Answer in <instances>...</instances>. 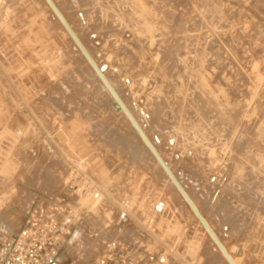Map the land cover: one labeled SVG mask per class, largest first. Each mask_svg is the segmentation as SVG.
I'll return each mask as SVG.
<instances>
[{"label":"rangeland","instance_id":"374dc122","mask_svg":"<svg viewBox=\"0 0 264 264\" xmlns=\"http://www.w3.org/2000/svg\"><path fill=\"white\" fill-rule=\"evenodd\" d=\"M41 1L0 0V222L19 233L31 209L63 195L80 170L111 199L129 202L135 220L153 216L161 200L166 208L170 203L150 227L185 264H225ZM54 1L96 60L107 64L148 135L161 138L156 145L179 180L189 190L200 186L193 198L228 249L240 264H264V0H93L81 18L69 16L65 0ZM138 5L153 19L150 35L140 26ZM122 78H135L137 99L124 93ZM169 139L177 157L167 152ZM201 196L214 203L213 212ZM119 211L106 204L93 213L112 222ZM164 216L173 222L166 225ZM96 219L106 228L107 219ZM130 220L114 233L142 241L135 232L142 228ZM189 238L197 241L194 253ZM155 240L152 253L167 252Z\"/></svg>","mask_w":264,"mask_h":264},{"label":"built area","instance_id":"2783aa9c","mask_svg":"<svg viewBox=\"0 0 264 264\" xmlns=\"http://www.w3.org/2000/svg\"><path fill=\"white\" fill-rule=\"evenodd\" d=\"M90 200L99 203V207L110 201L87 173L76 170L68 179L65 193L56 200L34 206L19 233L10 234L0 222V264H178L167 252L152 253L155 239L150 238L145 228L143 233L135 230L141 234L142 241L113 235L133 220L125 209L116 207L120 210L118 215L103 228L86 204ZM122 204L127 206L129 202ZM166 209V203L159 201L152 219L148 216L140 220L141 224L148 222L150 226ZM81 238L82 242L87 238L99 245L89 261L84 253L72 252L73 245Z\"/></svg>","mask_w":264,"mask_h":264},{"label":"bare ground","instance_id":"6f19581e","mask_svg":"<svg viewBox=\"0 0 264 264\" xmlns=\"http://www.w3.org/2000/svg\"><path fill=\"white\" fill-rule=\"evenodd\" d=\"M43 1V3H44V6H46V8H47V10L48 11H50V14H51V16H52V18L56 21V24L58 25V27H59V30H61L60 32H61V34L62 35H64L63 37H65V38H67V40L69 41V43L72 45V47H73V49L75 48V50L78 52V54H79V56H80V58L82 59V61H83V63L88 67V69L91 71V73L95 76V78L97 79V81H98V84L101 86V88H102V90H104L105 91V93H106V95L109 97V99H110V102L112 103V105H113V107H114V104H115V100H114V98L112 97V95L109 93V91L106 89V87L103 85V83H102V81L100 80V78H99V76L97 75V73L95 72V70L93 69V67L91 66V64L87 61V59L82 55V53L80 52V51H78V48H77V46L74 44V42L72 41V39H71V37L69 36V34L66 32L67 30H65L64 29V27L61 25V23L57 20V18H55L54 17V15H53V12L51 11V9L49 8V6L44 2V0H42ZM41 1V2H42ZM52 2H53V4L55 5V7L57 8V10L59 11V13L62 15V17L64 18V20L66 21V23L69 25V27L71 28V30L73 31V33L75 34V36L77 37V39L79 40V42L81 43V45L83 46V48L84 49H86V51H87V53L89 54V56L91 57V59L93 60V62L95 63V65L101 70V72L103 73V76L105 77V79L108 81V83L110 84V86L113 88V90L115 91V93L117 94V96L119 97V99L121 100V102L123 103V106H125V108L127 109V111L130 113V115L133 117V119H134V121L137 123V125L138 126H140V129L143 131V133L145 134V136L147 137V139L149 140V142L152 144V146L154 147V149L156 150V152L158 153V155L161 157V159L164 161V163L167 165V167H168V169L170 170V172L173 174V176L175 177V179L177 180V183H179L180 184V186L182 187V189H183V191L185 192V194L187 195V197L190 199V201L193 203V205H194V207L197 209V211L199 212V214L201 215V217L204 219V221L205 222H207L206 224L209 226V228L211 229V231L213 232V235H215L216 236V238L218 239V241L221 243V245L223 246V248L225 249V251L228 253V255L230 256V258H231V260L234 262V264H240V262L238 261V259L236 258V256L233 254V252H231L229 249H228V246H226L225 245V243L221 240V238H220V236H219V232L216 230V228H215V225H214V222H212V220L211 219H209V218H207L204 214H203V212L201 211V206H200V204L193 198V194L191 193V190L193 189L192 187V189L191 190H189V189H187L186 187H185V185L179 180V178L177 177V174L175 173V171L170 167V165L168 164V162H167V158L165 159V157L162 155V153L160 152V150L158 149V145H156V143L161 139H159L158 137H154L153 139L148 135V133H147V131L145 130V127L140 123V121L138 120V118L136 117V115L134 114V112L131 110V108L128 106V104H127V102H126V100L123 98V96L121 95V93L120 92H118L116 89L117 88H115V86H114V84H113V82L110 80V78H109V76L107 75V69L104 67L105 66V64H102V63H100L99 61H97L96 60V58L93 56V54H92V52H91V50L89 49V47H87V44H85V42H84V37L82 38L81 36H79V34L77 33V31L75 30V28L71 25V23H70V18H67L66 17V15L65 14H67V13H63L64 12V10L62 11L61 10V8H59V6L56 4V2L54 1V0H51ZM99 1V0H98ZM142 1V0H141ZM92 2H94L93 0H76L74 3L73 2H70V1H64V7H66V10H68L69 12H68V14H69V16L71 15V16H79L80 18L81 17H84V15L85 14H87L88 12H87V10L86 9H88L89 10V8H90V4L92 3ZM136 2V1H135ZM140 2V1H139ZM155 2V1H154ZM157 2V1H156ZM97 3V2H96ZM93 4V3H92ZM99 4V3H98ZM118 4V3H117ZM141 4H142V2H141ZM140 4V5H141ZM144 4V3H143ZM162 4V3H161ZM145 5V4H144ZM144 5H142V6H144ZM95 6H96V4H95ZM113 6H114V4H113ZM136 6V5H135ZM97 7V6H96ZM102 7H104V6H102ZM138 7H140L139 5H138ZM145 7H146V5H145ZM145 7H140L143 11L140 13L142 16H143V19L142 20H139L140 21V26H142L143 28H145L146 30V32L150 35V34H152V26L150 25L151 23H149V21L151 20H153V19H151L150 17H149V15H147L146 14V12H147V9L145 8ZM37 8V7H36ZM101 8V7H100ZM106 8V7H105ZM161 8V7H160ZM94 9V8H93ZM140 9V10H141ZM81 10V11H80ZM93 11V10H92ZM22 12V11H21ZM96 12V11H95ZM140 12V11H139ZM83 13V14H82ZM100 13V12H99ZM105 13V12H104ZM80 14H82V16H80ZM90 14V13H89ZM97 15V14H96ZM147 15V16H146ZM160 15V14H159ZM24 16V15H23ZM29 16V15H28ZM68 16V15H67ZM90 17V16H89ZM176 17V16H175ZM138 18H139V16H138ZM137 18V19H138ZM142 18V17H141ZM153 18V17H152ZM69 19V20H68ZM78 20V19H77ZM52 21V20H51ZM73 21V20H72ZM81 21L82 22H84L83 21V19H81ZM89 21H90V19H89ZM78 22H79V20H78ZM81 22V23H82ZM86 22V21H85ZM88 22V21H87ZM92 23V22H91ZM78 24V23H77ZM83 24V23H82ZM84 25V24H83ZM111 26V25H110ZM77 27V26H76ZM80 27V26H79ZM92 27H94V26H92ZM98 27V26H97ZM101 27V26H100ZM105 27V26H104ZM95 28H96V26H95ZM143 28H142V30H143ZM78 29V28H77ZM138 29H139V31L141 30L139 27H138ZM91 30H92V28H91ZM99 30V29H98ZM58 31V30H57ZM93 31V30H92ZM90 32V31H89ZM89 32H87V34L89 33ZM137 32H138V30H137ZM142 32V31H141ZM144 32V31H143ZM51 33V32H50ZM85 33V32H84ZM140 33V32H139ZM145 33V32H144ZM95 34V33H94ZM106 34V33H105ZM108 34V33H107ZM179 34H181V33H179ZM110 35H111V33H110ZM139 35V34H138ZM91 36V35H90ZM89 36V37H90ZM99 36V35H98ZM102 36H105V35H102ZM110 38V37H109ZM96 39V38H95ZM100 39V38H99ZM172 39V38H171ZM180 39V38H179ZM90 40V39H89ZM93 40V39H92ZM98 42L100 41V40H97ZM96 40H95V42H97ZM105 41V40H104ZM116 41V40H115ZM169 41V40H168ZM187 41V40H186ZM117 42V41H116ZM140 42H142V41H140ZM178 42V41H177ZM61 43H62V41H61ZM87 43V42H86ZM91 43V42H90ZM93 43V42H92ZM107 43V42H106ZM106 43H104L105 45H106ZM129 43V42H128ZM179 43V42H178ZM101 44H103V43H100V45ZM115 44V43H114ZM131 44V43H130ZM166 44V43H165ZM93 45V44H92ZM95 45V44H94ZM104 45V46H105ZM109 45V44H108ZM102 46V45H101ZM122 46V45H121ZM185 46V45H184ZM157 47V46H156ZM183 47V46H182ZM92 48H93V46H92ZM114 48V47H113ZM177 48V47H176ZM105 49V48H104ZM111 49V48H110ZM117 49V48H116ZM168 49V48H167ZM175 49V48H174ZM58 50V49H57ZM92 50H96V46H95V48H93ZM98 50V49H97ZM102 50V49H101ZM112 50V49H111ZM147 50V49H146ZM177 50H179V48L177 49ZM176 50V52H178ZM106 51V50H105ZM101 52V51H100ZM98 54H99V52H97ZM113 53H115V52H113ZM129 53V52H128ZM127 53V54H128ZM172 53V52H171ZM179 53V52H178ZM110 54V53H109ZM109 54H108V56H109ZM116 54V53H115ZM168 54V53H167ZM181 54V53H180ZM70 55V54H69ZM68 55V56H69ZM120 55V54H119ZM129 56L131 55L130 53L128 54ZM114 56V55H113ZM117 56H118V54H117ZM126 56V55H125ZM134 56V55H133ZM175 56H177V55H175ZM183 56V55H182ZM111 57V56H110ZM131 57V56H130ZM166 57V56H165ZM111 58H113V57H111ZM116 58V57H115ZM115 58H113V59H115ZM126 58H128V57H126ZM179 58V57H178ZM108 59V58H107ZM149 59V58H148ZM173 59V58H172ZM207 59V58H206ZM118 60V59H117ZM67 62V61H66ZM135 62V61H134ZM138 62V61H137ZM116 63H117V61H116ZM204 63V62H203ZM83 64V65H84ZM220 65V64H219ZM73 66V65H72ZM106 66H107V64H106ZM112 66V65H111ZM116 66V65H115ZM143 66V65H142ZM145 66V65H144ZM143 66V67H144ZM114 67V66H113ZM123 67V66H122ZM131 67V66H130ZM174 67V66H173ZM112 68V67H111ZM124 68V67H123ZM123 68H122V70H123ZM147 68V67H146ZM73 69V68H72ZM71 69V70H72ZM120 69V68H119ZM119 69H117V70H119ZM128 69V68H127ZM131 69V68H130ZM143 69V68H142ZM149 69V68H148ZM81 70V69H80ZM144 70V69H143ZM127 71H129V70H127ZM118 72V71H117ZM126 72V71H125ZM136 72V71H135ZM150 72V71H149ZM119 73H121V72H119ZM119 73H117L118 75H119ZM78 74H79V71H78ZM156 74V73H155ZM158 74V73H157ZM221 74V73H220ZM117 75V76H118ZM134 75V74H133ZM184 75V74H183ZM135 76V75H134ZM130 77V76H129ZM145 77V76H144ZM165 77V76H164ZM121 78V77H120ZM158 78V77H157ZM166 78V77H165ZM219 78V77H218ZM123 79V78H122ZM121 79V80H122ZM114 81V80H113ZM122 82L123 83H121V85H122V90L124 91V93L127 95V93H128V95L127 96H130L132 99H137V95L140 93V91H139V89H137V82L135 81V78H125V79H123L122 80ZM144 82V81H143ZM154 83V82H153ZM161 83V82H160ZM208 83V82H207ZM217 83V82H216ZM161 84H163V83H161ZM218 84V83H217ZM205 85V84H204ZM148 86V85H147ZM221 86H222V84H221ZM166 87H167V85H166ZM141 88L143 89V87L141 86ZM198 88V87H197ZM146 89V88H145ZM156 90V89H155ZM143 91V90H142ZM148 91V90H147ZM202 91V90H201ZM200 91V92H201ZM171 92V91H170ZM207 92V91H206ZM205 93V92H204ZM147 94V93H146ZM168 94V93H167ZM150 95H151V93H150ZM196 96V95H195ZM142 97V96H141ZM144 97V96H143ZM197 97H199V96H197ZM148 98V97H147ZM146 98V99H147ZM219 98V97H218ZM143 99V98H142ZM155 99H157V98H155ZM200 99V98H199ZM158 100V99H157ZM168 100V99H167ZM186 100V99H185ZM217 100V99H216ZM132 101V100H131ZM135 101V100H134ZM133 101V102H134ZM200 101V100H199ZM155 102V101H154ZM161 102V101H160ZM169 102V101H168ZM201 102V101H200ZM187 103V102H186ZM206 103H207V101H206ZM212 103V102H211ZM137 104V103H136ZM146 104V103H145ZM154 104H156V103H154ZM162 105L164 104V102L163 103H161ZM220 104V103H219ZM209 105V104H208ZM141 106V105H140ZM139 106V107H140ZM155 106V105H154ZM160 106V105H159ZM164 106V105H163ZM149 107H151V104H150V106ZM161 107V106H160ZM147 108V107H146ZM165 108H166V106H165ZM165 108H163V109H165ZM179 108V107H178ZM177 108V109H178ZM114 109H115V107H114ZM162 109V108H161ZM116 110V109H115ZM170 110V109H169ZM143 111V110H142ZM157 111H158V109H157ZM162 111V110H161ZM149 112V111H148ZM159 112V111H158ZM121 116H122V118L124 119V121L126 122V124L129 126V128L131 129V131L133 132V134L136 136V138H137V140H138V142H140V145H142V147H143V149H144V151H145V153H146V155L149 157V158H151V160H152V162L156 165V167L159 169V171L161 172L160 174H162V176L164 177V179L166 180V182H168V184L171 186V188H172V190H173V192H175V194L177 195V197H179V200L182 202V203H184V205L186 206V208L188 209V211L190 212V214L192 215V217L194 218V220H195V222L197 223V225H198V227H199V229L202 231V233L204 234L203 235V237L205 236L206 238L205 239H208V237L206 236V234L204 233V231L202 230V228H201V226L199 225V223L197 222V219H196V216H195V214L193 213V211L189 208V206L187 205L188 203L184 200V198L182 197V195L180 194V192L177 190V188L175 187V185L173 184V182L170 180V178L168 177V176H166V173L163 171V169L161 168V166L158 164V162L156 161V159L154 158V156L152 155V153H151V151L149 150V148L147 147V145L145 144V142L143 141V139L139 136V134L137 133V131L135 130V128H134V126L132 125V123L128 120V118L124 115V113H120V112H118ZM154 113V112H153ZM143 114H144V111H143ZM142 114V115H143ZM149 114V113H148ZM191 114H192V112H191ZM145 115H147V114H145ZM160 115V114H159ZM159 115H158V117H159ZM166 115V114H165ZM146 117V116H145ZM147 117H149L148 115H147ZM150 117L153 119H155V116L154 117H152L151 116V114H150ZM157 116H156V120H158L159 121V123H160V120H162V118H161V115H160V119L158 118ZM165 117V116H164ZM170 117V116H169ZM197 117V116H196ZM195 117V118H196ZM150 119V118H149ZM166 119V118H165ZM164 119V120H165ZM194 119V118H193ZM148 120V119H147ZM169 120V119H168ZM177 120V119H176ZM163 121V120H162ZM171 121V120H170ZM182 121V120H181ZM156 122V121H155ZM149 123V122H148ZM152 123H153V121H152ZM181 124V123H180ZM160 125V124H159ZM173 125V124H172ZM177 125V124H176ZM154 126V125H153ZM128 128V129H129ZM157 128V127H156ZM167 128V127H166ZM169 131V130H168ZM116 132V131H115ZM159 132H160V129H159ZM191 132V131H190ZM158 134V133H157ZM121 135V134H120ZM159 135H160V133H159ZM192 138V137H191ZM113 139V138H112ZM181 140V139H180ZM165 142V141H164ZM170 142H171V140L169 139L168 141H167V144H166V148L168 149L167 150V152H169L170 151V153H171V151H172V153L174 154L175 152H174V150L176 149V145H174L173 144V146H172V144H170ZM181 145V144H180ZM180 149V148H179ZM182 150V149H181ZM193 151H194V149H193ZM178 154H179V152H178ZM188 154V153H187ZM192 154V153H191ZM212 154V153H211ZM214 154V153H213ZM181 155V154H180ZM174 156L175 157H177V155H176V153L174 154ZM173 156V157H174ZM184 156V155H183ZM191 158V157H190ZM186 159V158H185ZM193 159V158H192ZM174 160V159H173ZM181 160V159H180ZM194 161V160H193ZM243 162V161H242ZM190 163V162H189ZM195 163V162H194ZM182 164V163H181ZM207 164H208V161H207ZM178 165H179V163H178ZM226 165V164H225ZM234 165V164H233ZM201 166V165H200ZM244 166V165H243ZM202 167V166H201ZM216 167V166H215ZM198 168V167H197ZM157 169V170H158ZM185 169V168H184ZM183 169V170H184ZM212 169V168H211ZM218 169V168H217ZM237 169V168H236ZM239 169V168H238ZM255 169V168H254ZM207 170V169H206ZM252 170V169H251ZM60 171L61 170H59V174H60ZM197 171V170H196ZM213 171V170H212ZM195 172V171H194ZM57 173H58V171H57ZM220 173V172H219ZM218 173V174H219ZM246 173H247V171H246ZM62 174H63V172H62ZM187 174H188V172H187ZM189 174H190V172H189ZM194 174V173H193ZM198 174V173H197ZM56 175V174H55ZM88 175V174H87ZM192 175V174H191ZM199 176H200V174H199ZM219 176V175H218ZM88 177L94 182V184L96 185V187L102 192V194L104 195V197L106 198V197H108L109 198V202L107 203V205H110L111 207H112V209H113V211H115V209H116V207L117 208H120V209H125L128 213H130V207H129V204L127 205V206H124V204H122L120 201H117V200H113V199H111L110 197V192H107V191H105L98 183H97V181L92 177V176H89L88 175ZM192 177V176H191ZM194 177V176H193ZM192 177V178H193ZM215 177V176H214ZM200 178V177H199ZM199 178H198V180H199ZM58 179V178H57ZM201 179V178H200ZM209 179V178H208ZM211 179H212V177H211ZM59 180V179H58ZM61 181H63L62 180V178L60 179ZM192 180H194V179H192ZM191 180V181H192ZM204 180V179H203ZM216 180V179H215ZM224 181V180H223ZM59 182V181H58ZM201 182H202V180H201ZM200 182V180H199V184L201 183ZM220 182V181H219ZM230 182V181H229ZM249 182V181H248ZM65 183V182H64ZM196 183H197V181H196ZM212 183V182H211ZM216 183V182H215ZM242 183V182H241ZM202 185H204L203 183H201ZM243 184V183H242ZM245 184V183H244ZM250 184V183H249ZM226 185H228V184H226ZM225 185V186H226ZM206 186V185H205ZM213 186H215V185H213ZM212 186V187H213ZM244 186V185H243ZM200 187V186H199ZM198 187V189L196 188H194V190H192V191H196V192H198L197 194H201L202 192L201 191H199V188ZM217 187V186H216ZM201 188H203V189H205V187H201ZM207 189H209V188H207ZM216 189V188H215ZM254 189V188H253ZM256 189V188H255ZM200 190H202V189H200ZM211 190V189H210ZM221 190V189H220ZM231 190H233V189H231ZM235 190V189H234ZM233 190V191H234ZM209 191V190H208ZM207 191V192H208ZM212 191V190H211ZM216 191V190H215ZM228 191V190H227ZM230 191V190H229ZM253 191V190H252ZM223 192V191H222ZM231 192V191H230ZM2 193V192H1ZM204 193V192H203ZM5 194V193H4ZM4 194H3V196H4ZM206 193H204V195H205ZM225 194H227V193H225ZM6 195V194H5ZM203 194H202V196H204ZM209 195H211V194H209ZM233 195V194H232ZM201 196V197H202ZM221 197H222V195H221ZM233 197V196H232ZM215 198V197H214ZM202 199H203V201L205 202V205H206V207L208 208V211L210 210V211H212L213 212V209H214V203L213 202H206L205 200H204V198L202 197ZM205 199H206V197H205ZM209 199V198H208ZM210 200V199H209ZM208 200V201H209ZM220 200V199H219ZM213 201V200H212ZM216 201H218V200H216ZM223 201V200H222ZM88 202H91L92 203V206H91V209L93 210V211H95V212H99L100 211V207H99V203H94V202H92L91 200L90 201H87L86 202V204L89 206V203ZM218 204V203H217ZM168 206H167V209H166V211L167 210H169L170 209V207H171V204L169 203V204H167ZM220 206V205H219ZM224 206V205H223ZM222 206V207H223ZM217 207V206H216ZM221 207V208H222ZM224 208V207H223ZM216 209V208H215ZM219 209V208H218ZM209 211V212H210ZM211 212V213H212ZM217 212H219V211H217ZM171 213V212H170ZM213 214H215L216 215V211L214 210V213ZM212 214V215H213ZM222 214V213H221ZM153 215V214H152ZM97 217H99V218H105V219H107L108 221H106L105 223H106V226H107V224H109L108 222H109V220H111L112 219V217L111 216H97ZM150 217V219H152V217L151 216H149ZM173 217V216H172ZM216 217H221L222 218V216H216ZM132 218H133V220H135L134 218H135V216H132ZM170 218H171V216H170ZM174 218V217H173ZM218 218V219H219ZM114 219V218H113ZM163 220L164 221H166L165 223H166V225L167 224H169V223H171V222H173L172 220H169V218H167L166 216H164L163 217ZM236 221V217L235 216H231V219L229 220V222L232 224L233 223V221ZM221 221V220H220ZM138 226H140L141 228H145V230H147V232L150 234V236L151 237H153V239H156L155 240V245H156V243L159 245V244H162V245H167V244H164L163 242H162V240L155 234V232L151 229V227L148 225V224H141V222H140V220L139 219H136L135 221H134ZM154 222H155V220L152 222V224H154ZM260 222V221H259ZM10 224V227H12V229L13 228H17V225H16V221L14 222V221H12V222H9ZM178 223V222H177ZM235 224V223H234ZM16 225V227H14ZM171 225V224H170ZM181 225V224H180ZM179 225V226H180ZM172 226H173V223H172ZM169 227V226H168ZM173 228V227H172ZM8 231H10L9 229H7ZM234 230V229H233ZM238 230V229H237ZM247 230H248V228H247ZM254 231V230H253ZM259 232V231H258ZM251 233V232H250ZM116 234H119V233H113V235H116ZM238 234V233H237ZM119 236H122V235H119ZM240 236V235H239ZM252 236H254V235H252ZM123 237V236H122ZM195 237H197V236H195ZM188 238V237H187ZM254 238V237H253ZM258 238V237H257ZM190 240V242L188 241L187 243V245H188V249H189V251L191 252V253H194L193 251L195 250V249H197V246H196V242H191V241H193V240H191V238H189ZM197 239V238H196ZM186 240V239H185ZM188 240V239H187ZM198 240V239H197ZM203 241V240H202ZM205 241V240H204ZM207 241H210L209 239L207 240ZM199 242H200V240L198 241V244H199ZM201 244V243H200ZM199 244V245H200ZM210 244H211V246L213 247V243H212V241H210ZM185 245V244H184ZM187 245H185L186 246V248H187ZM74 248H73V253H84L85 254V258L87 259L86 261H89V260H91V258L93 257V253H94V251H95V249H98L99 248V245L98 244H95V242H91V241H89V239H87L86 238V241L85 242H82V238H81V240H79L78 242H76L74 245ZM72 246V247H73ZM71 247V248H72ZM167 253H169L170 254V256H172V257H174L175 258V260L177 261V262H179L178 261V259L179 260H181V259H183L182 257H183V255H179V253L178 252H175L174 250H172V248L169 246V245H167ZM185 248V249H186ZM198 250V249H197ZM69 251V250H68ZM186 252V255H187V253H190V252ZM201 252V251H200ZM71 253V251H69V254ZM203 253V252H202ZM217 253V252H216ZM68 254V253H67ZM196 254L198 255V254H200V253H197L196 252ZM218 254V258H220L225 264H229L227 261L228 260H226L220 253H217ZM190 255V254H189ZM188 255V256H189ZM204 255H205V253H204ZM203 255V256H204ZM190 257V256H189ZM199 257V256H198ZM202 257V256H201ZM178 258V259H177ZM193 258V257H192ZM202 260V259H201ZM207 260V259H206ZM182 261V260H181ZM182 263L183 264H185L183 261H182Z\"/></svg>","mask_w":264,"mask_h":264},{"label":"water","instance_id":"95a60500","mask_svg":"<svg viewBox=\"0 0 264 264\" xmlns=\"http://www.w3.org/2000/svg\"><path fill=\"white\" fill-rule=\"evenodd\" d=\"M44 2L49 6V8L51 9V11L53 12L54 17L57 18V20L61 23V25L64 27V29L67 30L66 32L69 34V36L71 37L72 41L77 46L78 51H80L82 53V55L87 59V61L91 64V66L93 67V69L95 70V72L97 73V75L99 76L100 80L102 81L103 85L106 87V89L109 91V93L114 98V100H115V104H114L115 109L118 112H120V113H124V115L132 123V125L135 128V130L137 131V133L139 134V136L143 139V141L145 142V144L147 145V147L151 151L152 155L154 156V158L156 159V161L158 162V164L161 166V168L163 169V171L166 173V176H168L170 178V180L173 182V184L175 185V187L177 188V190L180 192V194L182 195V197L184 198V200L188 203L187 205L189 206V208L195 214L196 219H197V222L201 226L202 230L204 231V233L206 234V236L208 237V239L210 241H212L213 248H214L215 252L220 253L226 260H228L227 262L229 264H234V262L231 260V258L228 255V253L225 251V249L223 248V246L221 245V243L216 238V236L213 235V232L211 231V229L209 228V226L206 224L207 222L204 221V219L201 217V215L199 214V212L197 211V209L194 207L193 203L190 201V199L187 197V195L183 191V189L180 186V184L177 183V180L175 179V177L173 176V174L170 172V170L168 169V167L164 163V161L161 159V157L158 155V153L156 152V150L154 149V147L152 146V144L149 142V140L147 139V137L145 136V134L143 133V131L140 129V126L137 125V123L134 121L133 117L127 111V109L125 108V106H123V103L121 102V100L119 99V97L117 96V94L115 93V91L113 90V88L110 86V84L108 83V81L105 79V77L103 76V73L101 72V70L95 65V63L93 62V60L91 59V57L87 53L86 49L83 48V46L81 45V43L79 42V40L77 39V37L75 36V34L73 33V31L71 30V28L69 27V25L66 23V21L64 20V18L62 17V15L59 13V11L57 10V8L53 4V2L51 0H44Z\"/></svg>","mask_w":264,"mask_h":264}]
</instances>
